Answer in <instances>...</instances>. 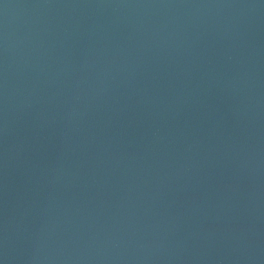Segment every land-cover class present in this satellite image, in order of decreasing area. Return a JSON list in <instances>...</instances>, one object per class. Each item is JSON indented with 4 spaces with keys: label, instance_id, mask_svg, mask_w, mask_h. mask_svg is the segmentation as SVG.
Listing matches in <instances>:
<instances>
[{
    "label": "water",
    "instance_id": "1",
    "mask_svg": "<svg viewBox=\"0 0 264 264\" xmlns=\"http://www.w3.org/2000/svg\"><path fill=\"white\" fill-rule=\"evenodd\" d=\"M0 264H264V0H0Z\"/></svg>",
    "mask_w": 264,
    "mask_h": 264
}]
</instances>
